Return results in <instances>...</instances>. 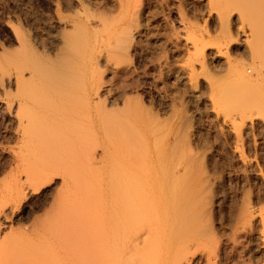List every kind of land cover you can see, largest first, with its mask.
<instances>
[{
	"label": "bare ground",
	"instance_id": "bare-ground-1",
	"mask_svg": "<svg viewBox=\"0 0 264 264\" xmlns=\"http://www.w3.org/2000/svg\"><path fill=\"white\" fill-rule=\"evenodd\" d=\"M76 1L59 0L61 9H55L47 20L41 22H44L42 26L35 23L27 26L29 24L26 23L27 28L11 27L14 31L9 45L0 43V113L11 124L16 140L13 159L24 177V181L19 178L12 184L19 188L23 204L45 195L50 206L44 216L35 219L34 236L18 244L19 249L14 244L12 255H3L0 247L4 258L0 256L3 260L0 264H118L120 261L122 264H134L126 254L124 259L119 256L121 252L127 253V257L129 254L144 256L147 251L141 254L140 250L145 248L155 256L151 254L150 258L148 254L150 259L147 261L146 255V260L141 262L165 264V248H182L180 245L184 246L182 241L186 240L180 234L181 229H193L200 222L204 212H200L203 210L200 208L202 198L198 197L193 186H186L189 184L185 185L188 189L185 193L184 182L180 185L183 188L178 186L182 191L174 188L172 184L175 181L172 182L173 176L170 175L173 169L168 172L171 181L166 173L169 170V165L168 170L166 168L167 158L169 154L174 156L173 150L177 146V126L172 120L159 124L147 111L130 104L123 95V89L118 91L114 86L116 89H113L109 85L110 79L108 84L95 73L102 62L106 64L103 65L107 67H104L106 72L112 75H120L122 71L133 72L134 63H122L124 60L121 61L120 57L124 58L131 52L135 55L138 44L135 38L139 30L129 29L131 32L122 36L120 32L123 34L127 27L123 30L119 25L121 22L100 16L82 17L76 10L67 13ZM209 2L217 13L220 32L228 29L227 23L232 17L238 21L239 29L246 37L245 44L252 63L248 67L256 77L248 75L243 78L237 68L234 72L231 68L234 63L226 54L227 35L220 33L223 35L211 38L205 29L199 37L184 40L194 48L195 56H191L193 60L190 63L177 66L182 76L187 78L190 90L196 89L198 81L208 88L216 117L227 131L233 128L230 131L238 149L241 134L234 124L239 113L237 107L243 109L241 105H246L243 113L251 112L254 107L264 112V0ZM33 19L27 21L30 23ZM118 26L121 27L118 29L121 37L115 35ZM206 48H212L215 56L226 62L227 75H221L225 78L209 75L199 80L194 66L202 64V52ZM117 56L119 61L114 60ZM230 71L235 74L230 75L237 77L230 78L236 80L229 78ZM227 79L232 86L240 88L233 87L231 91ZM105 94L111 107L99 108ZM118 101L121 105L116 107ZM247 106L253 109H247ZM257 108L255 112L260 113ZM253 114L254 111L250 115ZM261 115L264 116L261 113L258 116ZM249 126L247 128L251 130ZM188 163L185 162L186 165ZM178 165H181L179 161ZM191 173L186 176L191 181L189 186L196 183V175L190 177ZM182 177L187 179L184 174ZM191 179L195 180L194 184H191ZM168 183L171 186L167 187L185 195L172 191L176 201L168 203L165 196ZM172 196L170 198L174 199ZM144 200H148L146 206L141 207ZM243 208L240 207L239 213H245ZM262 226L264 237V222ZM25 246L30 251L29 255L23 252ZM136 263H139L137 259Z\"/></svg>",
	"mask_w": 264,
	"mask_h": 264
},
{
	"label": "rangeland",
	"instance_id": "rangeland-1",
	"mask_svg": "<svg viewBox=\"0 0 264 264\" xmlns=\"http://www.w3.org/2000/svg\"><path fill=\"white\" fill-rule=\"evenodd\" d=\"M209 1L77 0L76 4H74L75 6L71 7L72 10H68L67 13H73L76 10L82 17L98 18L100 16L107 17L111 21L121 22L119 25L123 26V30H125L124 27H127V29L125 32L123 31V34L122 32L120 34L118 29L120 30L121 27L118 26L116 28L117 33H115L118 36H124V34L131 32L133 29L139 30V34L135 38L138 44L134 40L135 44H137L136 52L134 51L135 55H131L133 53L131 52L124 58L120 57L121 61L124 60L122 63L126 64L128 62L132 65L134 63L133 72L132 70H130V73L122 71L120 75L117 72L118 75H114V73L115 78H113L114 76L111 73L106 72L105 68L107 67L103 66L105 63L102 62L101 64L103 65H99V70L95 69V73L99 74V76L96 75L98 78L100 77L101 81H108V84L111 82L109 85L112 88L113 86L117 88L113 89L118 91L123 89V95H126L125 98L130 104H136L147 111L151 118L159 124L162 122L167 123V121L170 123L172 120L171 122L177 126L175 129L177 134H175L178 136H174L177 139V146L173 150L175 151L173 152L174 156L169 154L171 158L169 156L167 158L169 161L167 160L166 168L169 165V170L167 168L168 171L166 170V173L168 174L173 169V172L171 171L173 174H170L173 176V180L169 174L168 177L170 181L179 183L178 185L175 182L172 184L176 189L178 186L182 188L184 186L183 189L187 190L184 191L186 193L188 192L186 186H193L195 193L198 192L196 194H199L197 196L199 198L201 196L203 199H201L203 205L201 204L202 207H200L203 210H200V212L204 211V214L202 213L200 222L197 221V225L195 224L197 227L194 225L193 229H189H192L190 231L192 234L187 230L188 228L182 227L188 231L185 232L186 230L181 229L182 233L180 234H183V239L186 240L182 241L184 246L179 244L182 248L179 246L178 248H176L177 246H174L175 248L170 246L165 248L166 253L164 252L163 256L167 259L166 263L264 264V237L261 233L264 222L262 221L264 219V116H258L260 113L264 114V112L254 107V109H259L260 113H257L253 107L247 106V109L253 110L243 113L242 110H246V105H241L243 109L237 107L239 113L237 114L236 112L234 124L240 130L241 142L238 149H236V142L232 134L233 128L230 129L232 131H227L221 126L220 120L216 117L214 107L209 101L210 93L208 88L198 81L196 89L190 90L187 78L182 76L183 73L177 66L178 64L190 63L193 60L191 56H195L194 48L184 40L192 38V36L199 37L200 32L205 29L211 38H216L218 34L227 35L226 38H228L227 42L229 43L226 46L228 47L226 48V54L230 56V60L234 63L232 66L235 67L231 66L234 72L237 68L243 78L248 75L252 77L256 75L251 70L252 68H249L252 63L248 47L245 44L246 37L241 33L238 21L232 17L227 23L228 29L224 33L220 32L217 13H214L216 11L213 8V4ZM55 9H61L59 0H0V43L5 46L9 45L11 39H13L12 30L14 31V29L12 28H15V26L16 29L27 28V26L34 23L42 26L44 22L42 24L41 22L47 20V17ZM31 18L34 19L29 23L27 20H31ZM109 19L108 21H110ZM127 36L129 37V35ZM213 51L212 48L203 50L202 64H195L194 66L199 80H203L209 75L210 77L212 75L219 77L226 72V62L222 57L215 56V51ZM117 57L112 58L119 61L117 59L120 58ZM234 72L230 71L228 74L229 78L230 76L234 77ZM231 73L234 75H230ZM222 77L224 76H221V79ZM108 79H110V82ZM228 82L230 85L228 87H232L231 91H233V87L235 89L240 88H236L237 85L232 86L230 81ZM106 97L105 94V98H102L99 103V108L105 107V105L109 106V108L111 107L106 100L108 97ZM1 98L2 96L0 95V100H2ZM117 103L116 107L121 105L120 101ZM262 110L264 111V109ZM253 111L254 114L250 115ZM249 116L252 118L251 120L248 118ZM250 121L251 123H248ZM247 125H250L251 130L247 128ZM239 126L241 127L239 128ZM15 141L9 120L0 113V226H2L0 227V247L3 252L1 248L0 251L5 256L13 254L14 244L19 249L18 244L34 236L35 226H33V223L35 219L44 216L50 209L49 204L45 200V195L30 199L23 204V200L19 197V188L12 184L15 180L17 182L19 178L24 181L23 172L17 166L18 164L16 165V160L13 159L12 150ZM174 160L177 162H174ZM178 161L181 164L180 166ZM186 161L187 163L189 162L188 165L185 164ZM173 164L174 168L177 166L175 168L177 171L172 168ZM190 172H192L190 177L192 175L194 177V174L196 175L194 177L196 183L194 184L195 180L191 179V184H194L191 186H189L191 181H188L190 179L187 178ZM183 174L185 177L187 176V179H183ZM29 182L33 183L32 180ZM183 182L184 185L180 186ZM167 186H171L170 183L165 187ZM36 188H39V185H36ZM167 188L165 189V192L167 190L165 196L168 203L176 201V197L172 196L175 192L182 194V188H178L181 191L176 189L173 191L172 187ZM184 192L182 195H185ZM171 196L174 199L170 198ZM147 201H142L140 203L141 207L146 206ZM241 206H244V214L239 213L241 212L239 211ZM8 207L11 209H8ZM4 211L7 212V215L3 223ZM174 224L176 225V223ZM3 225L5 228H3ZM178 226H176V229H178ZM187 241L188 245L185 246ZM146 249L140 250V253L144 254L147 251L148 261L152 258V255H155L152 254L153 252L149 248V251ZM23 252L27 255L30 254L27 246H25ZM138 253L136 251V254ZM124 254L134 264L136 259L139 262L138 264H144L143 262L146 260L145 254L144 256L129 254L130 257H127V253L121 252L119 256H123L124 259ZM148 254H152L150 258ZM138 257L141 259H138ZM120 259L122 260V258ZM147 261L146 264L151 263H147ZM120 263L121 261L118 264Z\"/></svg>",
	"mask_w": 264,
	"mask_h": 264
}]
</instances>
